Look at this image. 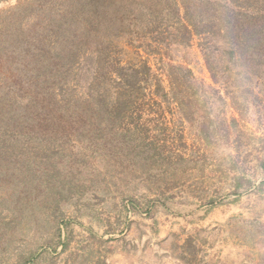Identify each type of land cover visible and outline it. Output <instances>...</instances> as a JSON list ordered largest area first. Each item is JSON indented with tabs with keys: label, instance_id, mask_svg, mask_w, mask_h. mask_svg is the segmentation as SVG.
<instances>
[{
	"label": "rangeland",
	"instance_id": "1",
	"mask_svg": "<svg viewBox=\"0 0 264 264\" xmlns=\"http://www.w3.org/2000/svg\"><path fill=\"white\" fill-rule=\"evenodd\" d=\"M0 264H264V0H0Z\"/></svg>",
	"mask_w": 264,
	"mask_h": 264
},
{
	"label": "trees",
	"instance_id": "2",
	"mask_svg": "<svg viewBox=\"0 0 264 264\" xmlns=\"http://www.w3.org/2000/svg\"><path fill=\"white\" fill-rule=\"evenodd\" d=\"M192 23L193 27H194V32L196 34H200V33H204L205 37H209L210 39H213L215 36L219 37V38H225L224 36H228V35H232V29L229 28V26H224V25H219L216 28H212L209 26V29L207 26L203 25L204 30L201 31L198 28H195V24L193 22ZM207 27V28H206ZM184 28L186 29L187 27L184 26ZM214 33H217L216 35H214ZM206 62L208 64V67H210V65L212 64V62L210 61L209 58H206ZM213 66V64H212Z\"/></svg>",
	"mask_w": 264,
	"mask_h": 264
}]
</instances>
